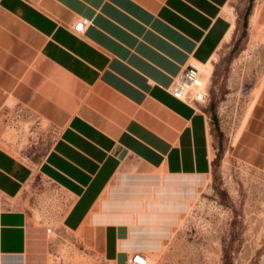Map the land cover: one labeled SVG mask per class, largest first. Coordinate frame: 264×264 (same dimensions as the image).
I'll list each match as a JSON object with an SVG mask.
<instances>
[{"label": "crops", "instance_id": "1", "mask_svg": "<svg viewBox=\"0 0 264 264\" xmlns=\"http://www.w3.org/2000/svg\"><path fill=\"white\" fill-rule=\"evenodd\" d=\"M231 2L0 0V264H51L53 205L65 207L61 230L100 262L159 246L167 226L146 222L173 221L178 197L213 168L204 105L169 87L232 38ZM15 110L59 130L38 162L3 142Z\"/></svg>", "mask_w": 264, "mask_h": 264}, {"label": "rangeland", "instance_id": "2", "mask_svg": "<svg viewBox=\"0 0 264 264\" xmlns=\"http://www.w3.org/2000/svg\"><path fill=\"white\" fill-rule=\"evenodd\" d=\"M229 8L237 28L202 70L212 172L195 183L192 197H178L173 221L146 222L167 226L166 236L155 237L159 246L145 251L149 264H264V0H232ZM9 123L3 142L29 163L41 159L59 131H43L31 114L17 110ZM35 184L63 196L40 178ZM187 189L179 187L181 194ZM53 206L51 264H99L100 254L86 255L77 244L79 233L61 230L65 207ZM34 212L41 223L43 210Z\"/></svg>", "mask_w": 264, "mask_h": 264}, {"label": "built area", "instance_id": "3", "mask_svg": "<svg viewBox=\"0 0 264 264\" xmlns=\"http://www.w3.org/2000/svg\"><path fill=\"white\" fill-rule=\"evenodd\" d=\"M90 23V20L83 19L81 21L82 27L76 29V31L83 34L89 27ZM169 92L173 97L187 103L201 102L206 99L208 90L203 79L200 64L196 61H191L188 67L173 79L169 87ZM99 264L109 263L103 261ZM126 264H149L148 257L145 252L136 251L130 256Z\"/></svg>", "mask_w": 264, "mask_h": 264}, {"label": "bare ground", "instance_id": "4", "mask_svg": "<svg viewBox=\"0 0 264 264\" xmlns=\"http://www.w3.org/2000/svg\"><path fill=\"white\" fill-rule=\"evenodd\" d=\"M200 68H201V71L204 70V69H203L204 67H203V65H201V64H200ZM202 73H203V71H202ZM203 79H204V78H203Z\"/></svg>", "mask_w": 264, "mask_h": 264}]
</instances>
